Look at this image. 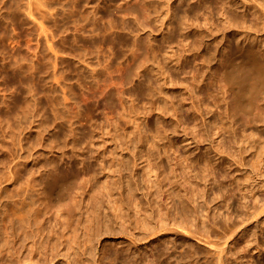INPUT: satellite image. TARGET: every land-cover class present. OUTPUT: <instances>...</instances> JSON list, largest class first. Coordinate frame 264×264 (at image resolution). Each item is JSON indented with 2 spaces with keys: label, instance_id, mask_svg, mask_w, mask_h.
<instances>
[{
  "label": "rangeland",
  "instance_id": "1",
  "mask_svg": "<svg viewBox=\"0 0 264 264\" xmlns=\"http://www.w3.org/2000/svg\"><path fill=\"white\" fill-rule=\"evenodd\" d=\"M28 1L29 4H26ZM30 1L0 0L1 65L5 67L13 65L17 60L14 57L16 51H21L24 59L16 61L14 67L18 64L16 67L22 66L25 71L32 67L41 71L40 81L38 80L33 86L24 88L26 105L18 112V116L12 117L11 120L4 114L7 111L6 105L10 101L9 99L17 93V89L15 86L8 85L9 77L0 74V115L3 114L0 117V188L2 189H0V194H2L0 218L3 216L4 204L8 206L12 200L16 199H6L4 198L6 195L23 188L26 184L27 187H24V190L28 188L29 184L32 186L34 184V190L41 189L42 180L45 179L46 174L48 175L52 166L58 165V163H60L59 165L67 164V167L69 164L70 166L75 164L73 165L75 166L74 170L79 174V179L63 202L73 201L71 198L80 199V202L83 198L81 203L90 212L94 206L92 201L96 199L97 194L105 193L106 198L108 196L110 198L105 199L106 202L109 201L107 202L109 205L105 202L108 205V207L106 206L108 210L104 211L109 215V220L111 219L108 225L112 226L114 232L109 226L110 233L104 234L100 231L101 233L99 232L98 235L95 232L93 235L91 234V244L88 243L85 247L75 249L76 259L74 256L72 264H104L109 259L108 264H120L112 258L115 253L120 251L121 257L126 259L129 257L130 260L132 257L140 261L143 257V259L148 257L150 253L155 257L161 247L162 249L167 247L165 259L174 254L173 257L176 258L175 256H179V254L176 255L179 250L181 253L185 250L184 242L185 244L190 242L196 250H201L204 253L208 251V249L206 250L208 247L204 244L205 247H203L197 237H187L178 228L191 230L189 227L191 226L194 231L196 225L192 223L196 222L197 226L200 224L202 227V224L205 225L208 221L207 215L210 211L208 212L206 209L204 210L206 211L204 212L206 221L203 217L198 221L192 216L197 198L202 201H199L200 203L209 205L208 207L219 206L221 213L227 216L228 212L233 213V209L234 211L236 208L243 210L241 204L244 193L255 185L253 182L245 184L244 175H248L251 171V162L249 161L255 160L259 152H264V101L260 100L252 111L251 116L254 122L244 127L241 115H230L231 113L224 103L225 99L228 101V95L222 88L220 78H217L219 77L217 67H220L219 63H222L227 54L236 49L241 42L244 45V42L250 41L249 43L264 55V0H223L225 3L223 6H209L206 4L207 0H137L150 11L146 9L147 13H150V18L148 17L149 19L145 21L144 17L142 19L127 13L126 16H129L123 17L125 13L118 14L113 10L119 6L123 7L127 1L129 4L136 0H112L114 2L111 0H34L36 6L33 5V0ZM40 2L48 5L45 6L46 10L43 3ZM38 4L42 5L41 7L44 9L40 10ZM33 6L37 10L33 9ZM9 7H12L13 11H9ZM25 9H27V13L30 10L33 14L31 17L27 15L28 20L25 16ZM108 9L112 10L110 14H106ZM41 11L42 13L46 12L42 14ZM40 14L46 17L45 20ZM47 14H49L48 17L45 16ZM12 16L22 17L21 19L24 18L27 22L25 24L23 19V26H15L10 21ZM97 27L106 28V33L92 31ZM81 28H84L83 32L80 31ZM113 37L126 40L127 46L119 48L117 51V48L114 49V45L111 43L106 47L98 46L99 48L93 43L103 40L110 42L114 40ZM138 37L142 39L144 47H146L145 55L143 54L142 58L143 60L148 58L149 62L145 59L147 64L144 62L146 65L140 66L142 65L140 64L142 58H140L137 63V68L140 69H132L128 75L129 78L126 77L125 81L127 66L133 64V67L135 66V62L131 60L133 51H135L132 42ZM169 39L170 41L173 39V41L169 42ZM82 42L85 43L84 46ZM48 44L52 51L48 48L50 47ZM67 45H70L69 48ZM81 45L84 49L81 48ZM85 45L88 49L85 48ZM261 60L264 62V56L261 57ZM68 65L69 68H67ZM29 71L32 72L34 69ZM30 76L27 75L25 78L29 79ZM112 85L115 87L114 102L112 101L109 109L100 93L105 87L107 90L109 86L110 89H113ZM7 86L11 88L7 89ZM35 87L44 93V95H38V98L43 100V97L47 95L49 98L45 99V97L43 102L52 98L57 102L58 107L37 110L36 114L34 105L40 99L34 100L38 98L32 96ZM137 90L142 92L140 96L136 97ZM29 91H32L31 94ZM64 96L66 98L68 96L70 101L68 98L65 101ZM88 96L90 98L87 99ZM82 99L94 104L96 109L93 115L87 116L86 121L78 122L71 116H73L74 108L83 111ZM42 100L40 101L42 102ZM66 104L70 106L67 107ZM259 114H263V117L260 118ZM83 129L91 130L90 132L97 140L93 138L94 143H92L93 139L91 143L83 142L81 139ZM91 133L90 135H92ZM139 134H143V136ZM147 139L148 142H146ZM93 144H95V148L98 147L97 152H99L96 153L98 155H93L96 157L93 158L96 161H94L96 173L92 172L91 168L84 163L86 156L88 157L91 155V151L92 153L94 151V147H91ZM135 144L139 148L136 152L141 153L142 159L140 160L141 165L139 163L138 165L141 169L145 167V171L142 169V173L141 169H138L139 176L146 180L140 184L142 186L141 190L137 189L138 192L135 190V180L130 178V175L133 177V169H135L131 148ZM116 160L117 162L124 161L125 164L121 162L123 163L121 166L124 167L122 170L129 172L126 173L123 170V176H121L117 172ZM195 161L197 162L195 163ZM126 163L129 165L131 163V166ZM202 163L207 165L208 172L200 169L199 165ZM154 167L157 170H154ZM210 170H213V174ZM209 171L211 175L207 174ZM14 172H17V177ZM130 172L131 174L127 176ZM10 175H12V180ZM119 176L122 178H118ZM260 180L264 181V178ZM241 182L244 187L240 184ZM79 186L84 188V191ZM132 186H134L132 188L134 192L129 189ZM227 186L228 188H226ZM217 187L228 189V191L224 190L227 193V196L224 197L225 200L220 196V199L217 198L218 195L214 191L212 193V190L218 189ZM127 190H130L131 193ZM229 190L236 191L237 196L231 198ZM10 191L12 192L10 193ZM81 191L84 193L79 198L76 194L81 195ZM108 192L111 194L107 195ZM256 196L264 197V188ZM212 197L215 198V201ZM211 198L213 204H209ZM248 198L251 212L257 199L252 196ZM76 201L78 202V200ZM118 201L119 206H115ZM174 203L178 205L176 211L177 213L180 211V214L174 212ZM228 207L229 209H227ZM262 215L258 217L259 223L254 224L256 227L253 225L252 228L250 227L253 234L249 233V236L250 234L255 236L257 233L254 238L260 244L264 243V212ZM55 216L56 214L51 213L46 218L42 217V220L45 218L43 220L44 239L50 234L53 235H50L52 239L59 236L57 234L62 236V238L57 237L59 238L58 244L65 240H74L73 238H75L74 241L80 243L84 239L83 232L80 230L77 231L78 235L77 232L74 234L72 232L73 236H71L73 226L76 227V221H73L75 224L71 223L72 229H69L67 228L68 221L67 224H65L66 221H63L65 216H63L64 218L62 215L61 217L56 216L57 219ZM145 220L151 223V225L149 223L150 227H148V221ZM179 222L182 223L180 227L181 223ZM65 225L64 229L66 228L68 232L64 230L65 233H63L62 226ZM161 225L167 229L170 226L171 229L169 228V232H163L165 235L162 232L158 233L160 229L157 230V228ZM148 228H151L153 232ZM211 230L209 231L213 233V236H217V234L219 236L222 232L217 227H215V231L214 228ZM152 233L157 235H152ZM68 235L72 238H68ZM64 236L66 238H63ZM57 238L53 241H56ZM243 240L245 239L240 241ZM240 241L236 242L237 247L244 243V241L243 243ZM174 244H177L180 249H175ZM224 247L226 250L230 249L227 250L228 252L231 251V247L228 245ZM58 249L62 250L60 252L57 250L59 255L65 251L62 245L58 246ZM6 250L9 251L5 249L4 253H1L5 256V261L7 260L3 264H8L10 261ZM252 250L243 254L244 261L248 262L246 264H264V248ZM52 251L51 247L47 248L43 251L47 252V256L42 251L39 256L42 254L43 257L46 256L47 264H56L62 256L51 259ZM26 252L24 250L21 253V258L26 255ZM135 253L140 256L137 257ZM141 254L145 255L142 257ZM15 256L13 255L12 258ZM164 258L162 257V259ZM173 259L172 262L168 260V264H172ZM0 263L2 264L1 261Z\"/></svg>",
  "mask_w": 264,
  "mask_h": 264
},
{
  "label": "bare ground",
  "instance_id": "2",
  "mask_svg": "<svg viewBox=\"0 0 264 264\" xmlns=\"http://www.w3.org/2000/svg\"><path fill=\"white\" fill-rule=\"evenodd\" d=\"M33 2H34V4L33 3L32 4L35 5V2L36 1L33 0ZM44 2H40L41 4L43 3L42 4V5H44L43 7L48 6V5H45L46 3H44ZM112 2H114V1H112ZM128 2L129 1H127V4H128ZM48 3L49 2L47 1V4ZM26 4H29V1ZM127 4H125V5H127ZM142 4H143L142 2H138L136 0V1L130 2L127 5V7H125V8H123L125 5L124 6L122 5L123 7H120L117 4V6H119L120 8L119 7H116V8L113 7V8H115L113 10L116 11L118 14L119 13H121V14H124L125 13V15L123 17H127L130 14L132 16L134 14L135 17H139V18L144 17V21H145L146 19H149L150 18L149 17V14L150 13L149 14L147 13V11H146L147 7H144L145 5L142 6ZM206 4H208L209 6H212V5H222L223 6V4H225V3H224L223 0H216V1H209V0H207ZM109 5H108V7H109ZM41 6H39V4H38V7H39L40 10L41 9H44ZM12 7H13V5H12ZM12 7H9V9H10L9 11H13L11 9ZM26 7H28V6L26 5ZM29 8L31 9V7H29ZM33 9H36V7H34ZM46 9H47V7H45V10ZM111 9H108L106 11V14L107 13L110 14V12L112 11ZM48 10L50 11V9H48ZM25 11H24L25 14H26V15L24 14L25 16L28 15V16L31 17L33 15V14H31L30 10H29L28 13H27V9H25ZM49 11L47 13H49ZM45 12L42 13V11H41L42 14H45ZM33 13L36 14L35 12H33ZM126 13L129 14V15L126 16ZM48 15L49 14H47L45 16L48 17ZM28 16H27V20H28ZM22 17H23V15H22ZM22 17H19V16L13 17L12 16L10 18V21L15 26H20L21 27V26L24 25V22H23L24 20H25V24L27 22L26 19H24V18H23L24 20L21 19ZM43 18L45 20L46 17H43ZM245 20H246V18H245ZM135 21H137V20H135ZM41 27H42V25H41ZM229 27H231V26H229ZM83 29L84 28H81L80 31L82 30V32H83ZM106 30H107L106 28L104 29L103 27L102 28L101 27H97L96 30L94 28V30H92V31H97L98 33H103V32L106 33ZM0 32L2 33V31H0ZM42 32L45 33L44 30H42ZM2 38H4V37H2ZM112 39H114V37ZM171 40L173 41V39H171ZM172 41H170V39H169V42H172ZM249 42H244V45H242L241 43H243V42H241L239 44L242 45V46H240L238 44V46H240V47L237 46V48L234 49V50H231L229 54L226 53L227 56L223 59L222 63H219V64H221L220 67L219 68L217 67V75L219 76L217 78L218 79L220 78L219 80H220V82L223 85L222 88L225 89V91L227 92L226 95H228V97H227L228 98V101H226V99L225 100L223 99L225 101L224 103L226 104L228 111L231 113L230 115H232V116H238V115L240 116L241 115L240 117H242V125L244 127L245 126H248V125H251L254 122V119L251 116L252 115V111H253L254 107L258 104V102L260 100L261 101H264V62L261 60V57L264 56V55H262L263 52L261 53L260 51H258V49L256 50L255 47H254V45L251 44V43H249ZM82 43H83L82 45L84 46L85 43L84 42H82ZM93 43L95 45H97L96 47H98V46L99 47H101V46L102 47H104V46L106 47L108 44L111 43V45H114V49H115V47L117 48V51H118L119 48H122L124 46H127V41L126 40H124V39H118V38H115L113 41H110V42L103 40V41H100V42H97L96 41V42H93ZM132 43H133V45L135 47V51H133L134 54H133V57H131V60L133 62H135V66L133 67L134 64L131 65V66H127L126 65L128 68L126 69V72H125V79H124L125 81L127 79L126 77H128V75L132 71V69L137 68V66H138L137 63H138L139 59L142 58L143 54L146 52L145 51V48L146 47H144V44H143L144 42H142V39H139V37H138V39L134 40V42H132ZM86 44H87V42H86ZM94 44L91 43V45H94ZM69 46H68V48H69ZM83 46L81 48H83ZM89 47H92V46H89ZM48 48H50L51 51H52L51 46L48 47ZM85 48H87V45H85ZM0 53H1V51H0ZM117 54H118V56H120V54L118 52H117ZM174 54H175V52H174ZM174 54H173V56H174ZM54 55H55V53H54ZM260 55H261V57H260ZM224 56H225V54H224ZM14 57H15V60L17 59L16 61H18V62H19V59H21V61H22V59H24V56L21 54V51H16ZM145 59L149 62L148 58H144V60L142 58L143 62L140 59V61H141L140 64H142L140 66H143V64L145 66L147 64V61H145ZM179 60H180V58H179ZM14 61H12V62H14ZM15 62H14V64L17 63V62L15 63ZM144 62H146V64ZM14 64L5 67V66L1 65V63H0V74H1V76L4 75L5 77H9V81L8 82L10 84L7 82L8 85L15 86L16 89H17V93L15 95H13L12 98L10 97L11 99H9L10 101L6 105V110L7 111L5 112L4 116H6L7 118L9 117V120H11L12 117L14 118L15 116H18V114H19L18 112L21 111L22 108H24V106L26 105V102H25V98L26 97H25V90H24V88L26 86H29L30 87V86L35 85V83H37L38 80L41 78V71L40 70H37L36 68H34V67L31 66L34 69V71H32V72L29 71L32 68H30L28 71L27 70L25 71L22 66L21 67H16L18 65L17 64L14 67ZM8 65H9V63H8ZM65 67H66V65H65ZM67 68H69V65L67 66ZM137 69H140V68L138 67ZM123 72H124V70H123ZM27 75H31L29 79H26L25 78V76H27ZM5 79H7V78H5ZM124 80H122V81L124 82ZM112 87H114V86L112 85ZM9 88H11V87L9 86L7 89H9ZM114 89H115V87L113 89H110V86H109V89L107 90V88L105 87L103 89L102 93H100L103 96L102 99L104 100L105 104L108 106L107 108H109L110 105H112V101L114 99L113 98V95H114L113 92L115 91ZM31 92H30V94H31ZM141 92H142L141 90H137V92L135 93L136 97H137V95L140 96ZM38 95H44V93L40 89H38V88L35 87V90H33L32 96L34 98H38ZM45 97H43V100H44V98L47 99L48 96L46 95ZM64 98H65V101L67 100V98L69 100V97L68 96H67V98H66V96H64ZM64 98H63V100H64ZM86 98L88 99V98H90V96H88ZM39 99L40 98L34 99V100H39ZM40 100H42V99H40ZM40 100L37 101L36 105H34V108L36 107V109H34V110H36V111L37 110L38 111L39 110L40 111L41 110H44L47 107H52V108L58 107L57 106L58 105L57 102L55 100L53 101L52 98H50V99H48L47 101H44V102H43V100H42V102ZM80 103H81V101H80ZM90 103H88L86 99H82L83 106H81V107H83V111L78 110L79 108L78 109L76 108V110H75V108L72 106L74 108V111H73L74 113H73V116H71V117L73 119H76L78 122L86 121L87 116L93 115V113H95V109H96L95 105L94 104L92 105V103L90 105ZM66 105H67V107L70 106L69 104H66ZM38 111L36 112V114L38 113ZM1 115H3V114H1ZM1 115H0V117H2ZM258 116H260V118H261V116L263 117V114H259ZM6 117H5V119H7ZM71 117H70V120H72ZM43 123H44V121H43ZM43 127L45 128V126H43ZM40 128H41V126H40ZM44 128H42V129H44ZM86 129H83V131H82V134H81L82 141L83 142L84 141L85 142L86 141L87 142L89 141L91 143V141H93L94 139L97 140L93 136V134L90 132L91 130H88V131L92 135H90V133ZM98 129H100V128H98ZM140 131H142V130H140ZM141 135L143 136V134H141ZM95 140L92 143H94ZM148 141L149 140L147 139L146 142H148ZM95 144L91 145V147H94ZM137 145L140 146L138 143H137ZM137 145L135 144V145H132V147H131L132 148V151H133V160H134L133 163L135 165V169H133V172H134L133 173V177H132V175H130L131 172L127 176L130 175L131 176L130 178L132 180L133 179L135 180V181L133 180L135 182V190H137V189H140L141 190V186L142 185L140 186V184L141 183L143 184V182H144L145 179H143V177L141 178L139 176L140 173H139L138 169L139 168L141 169V167H140V165H141L140 164V160H142V159L140 157L141 153L140 152L137 153L138 152L137 149H139V148H137ZM97 148L94 147L93 153L91 151V155H88V157L86 156V162L87 163L83 160L84 163L91 168V171L92 172H94L96 170L95 169L96 168L95 167V163H94L95 160H93V158L95 156H93V155H95L96 153H99V152H97L98 151ZM129 150H131V149H129ZM6 151H8V150H6ZM96 155H98V154H96ZM118 161H119V159H118ZM0 162H1V160H0ZM114 162H115V160H114ZM121 162L124 163V161L117 162V160H116V164L115 165L117 166V172L121 176H123L122 175V172H123L124 169L122 170V168H124V167H123V165L121 166V164H123ZM196 162L197 161H195V163ZM249 162H251V164H250V168H251L250 170L251 171H250V173L248 175H244L245 176L244 182H245V184L247 182H253V183H255V185L252 186L251 189L248 188L249 190H246V192L244 193V198H243L242 204L239 202L241 205H243V210H240V208L239 209L236 208L235 211H234V209H233V213L228 212L227 216L228 215L229 216L227 217L226 215H223V213H221L220 208H218L219 206L217 207V206L214 205V206L208 207L209 205L207 206V204L200 203L202 201L198 200V198H197L198 201L197 200L195 201L193 199L195 201V205L193 204L194 207L192 206L193 207V210H192L193 211V214H192V211H191V214H192L193 217H195L196 220L198 219V221H200L203 218H204V220L206 219V217H204V212H206V211H204V210L206 209L208 212L210 211V213L207 215L208 225H206L207 222L205 223L206 226L201 223L202 224V227L199 224V226L201 227L200 228L199 226H197L198 223L197 224H196V222L195 223H192V224L196 225V227H194L195 230L193 231L191 226H189L191 228V230H185L186 228H181L180 226H182V223L179 222V223H181V225H179L180 228H178V229L181 232L183 231L184 235L185 236L187 235V237H197L198 242H200V244L202 243V246L204 244L206 247H208V248H206V250L208 249V251H206L204 253L201 250H196V249L193 248V245H191L190 242L188 243L186 241L187 244H185V242H184L185 250L183 251V253H181L180 250H179L180 253H179L178 250H175V251H178V253L176 255L179 254V256H175L176 258L173 257L175 254L174 255L171 254V255H173L172 257L169 255V257H167L165 259L164 258V255L167 254L166 253L167 251L165 252V249H167V247L166 248H163V249L161 247V249H158V252H157L156 256L154 255L155 257H153L152 255H150L151 253L148 255V257L145 256L146 257L145 258L146 260L143 259L144 258L143 256L145 254H143V255L141 254V256L143 257V258L141 257L142 258L141 260H140V258H138L140 261H138L135 258L133 259L130 254L129 255H130V257H131L132 260H130L129 257H128L129 259L128 258L127 259L126 258H123V257H121L119 255L121 251L114 254V256L112 257L113 260L118 261L120 264H155V263H158V264H168L169 263L168 260H170L171 258L172 259L174 258L173 259V263H176V264H184V263L185 264H246V263H248V262L244 261L245 258L243 256V254L246 251H249L250 249L251 250L252 249L255 250V249H259V248H264L263 247L264 246V243L262 244V242H261V244H260L258 241H257L258 243L256 242V239L254 238L257 235L256 232H255L256 233L255 236L254 235L251 236V234H253V233L251 232V229H250V227L252 225L254 226V224L256 225V224L259 223L258 217L260 215H262L263 212H264V197H262V198L260 197L259 198V197H257L258 195L256 196V194H258L259 191H261V190L263 191V188H264V181L263 180H260L261 178H264V152L263 151L262 152H259L258 155H257V157H256V159L255 160H251ZM64 163H66V162H64ZM138 163L140 165H138ZM204 163H202V165H199V167H200L201 170H203L205 172H208L209 169L207 168V165L204 164ZM59 164L60 163H58V165L52 166V168L50 169V171H48L49 172L48 175L47 174L45 175L46 177H45V179L43 178V180H42L43 183L41 185V189L34 190L33 189V188H35L34 187V184L31 183V184H33V186L29 184L30 185V188H29V185H28V188L29 189L26 188L24 190V187H27L26 186L27 184H26L24 187L23 186H20V187H23V188L17 189L14 192L10 191V193L11 192L12 193L10 195H6L4 197L6 199H15V198L16 199L15 200H12V202H10V204L8 206H7V204L6 205L4 204V207H3V210H2L3 211L2 212L3 213L2 214L3 216H2V218H0V256H1L0 257V261L2 262V264L4 262H7V260L5 261V256L1 254L2 252L4 253V250L5 249H8L9 250V251H7V250L5 251V252H7V255H9V257H10V261H9L8 264H47V259H46L47 258L46 257L47 256V252H43V251L47 250V248L49 249L50 247L53 250L51 252V257H52L51 259H55V257H59L60 258V256H62L61 259L58 260V262L56 264H72V262L74 261V260L72 261V259L76 255L75 249L76 248H80L82 246L85 247L88 243L91 244L90 243V240H91L90 239L91 238L90 235L91 234L93 235L94 232L97 233L96 235L100 234L101 232L102 233L104 232V234H106L107 232L110 233V231H111L110 229L112 228V226L108 225V223L110 222L111 219L109 220V218H110V217H108L109 215L105 214L106 212L104 211L105 209L108 210V208H106V206L108 207L109 203H107V202H109V201L106 202V200L109 199L110 196H108V198H106L107 197L106 194L105 193H102V192L101 193L99 192L97 194L96 199H95V196H93V198L95 199V200L92 199V200L95 201V202L92 201V205L94 204V206H92L93 207V210L91 209L92 211L88 212V210L85 209L86 207L84 206V204L81 203V201L83 200V198H81V196H83L82 194L84 192L82 193V191H84L83 190L84 188H82L81 186H79V188H81L82 191H81V193L80 192H77V193H80L81 195H77L76 193L75 194H76V196H79V198H81L82 200L79 202L80 199H76L74 197L75 196L74 195L73 197L75 199H72L71 198V200H73V201H70L68 203H64L63 201H65L66 198L68 197V194H69L70 189L73 188V186L78 181V179H79V176L78 175L79 174H77V171L74 170V167L75 166H73V165H75V164H73L71 166L69 164L70 167L69 166L67 167L66 166L67 164L66 165L65 164L59 165ZM198 164H201V163H198ZM0 165H1V163H0ZM126 165H129V164L126 163ZM129 166H131V163H130ZM142 166H143V164H142ZM154 166L156 167V165H154ZM126 168H128V167H126ZM133 168H134V166H133ZM142 169H143V167H142ZM142 169H141V173H142ZM154 170H157V169L155 168ZM124 171L126 173L129 172L128 170L127 171L124 170ZM143 171H145V167H144ZM210 171L212 173L213 170H210ZM210 171L207 174H210ZM95 173H96V171H95ZM95 173H93V174L95 175ZM156 173H157V171H156ZM16 174H17V172L16 173L14 172V175H16ZM10 176H11V180H12V175H10ZM117 176H118V174H117ZM121 176H119L118 178H122ZM15 177H17V175ZM205 177H207V176H205ZM14 178H13V180H14ZM127 178L129 179V177H127ZM131 179H129V180L132 181ZM155 180H157V179H155ZM118 181L120 182L119 179H118ZM28 182L30 183V181H28ZM145 182H146V180H145ZM242 182L240 183L241 185L243 184ZM212 183H215V182H212ZM131 184L133 185L134 183H131ZM80 185H81V183H80ZM212 185L214 187V184H212ZM127 186H129V185H127ZM17 187L19 188V186H17ZM250 187H251V184H250ZM132 188H134V186H132L129 189L132 192H134V189L132 190ZM217 188H216L217 189L216 191H215V189L212 190V193L214 191V193L216 195H218V196L215 195L217 198H219V196L221 198H224L225 195L227 196V193L224 190L228 191V189H226V188H228V186L225 189H222V187L221 188L220 187H217ZM130 190L129 191L127 190V192H130ZM138 191L139 190H137L136 192H138ZM142 191H143V189H142ZM229 191L231 192V190H229ZM231 193L229 194V196H231V198H234V197L237 196V192L236 191L231 192ZM110 194L111 193L108 192L107 195H110ZM1 195L2 194H0V204L2 203L1 202L2 201ZM94 195H96V194H94ZM215 196H213V197H215ZM249 196L256 197V199L258 200V201L256 200V203H254V206H253V209H252L251 212H250V207H249V204L250 203L248 204V199H249L248 197ZM212 198H211V202H209V204H213ZM215 198H213L214 201H215ZM76 200H78V202ZM116 200H118V198H116ZM224 200H225V198H224ZM121 201H122V199H121ZM217 201H218V199H217ZM238 201H240V200H238ZM105 202L108 205H106ZM115 202H117V201H115ZM119 204L120 203L118 201V204L115 203V206L116 205L119 206ZM173 205H175V203ZM176 205H175V208H174L175 210L173 209L174 212L176 211V207H178V205L177 206ZM216 205H217V203H216ZM120 207H122V206H120ZM240 207H242V206H240ZM227 209H229V207ZM103 211H104V213H103ZM179 212L180 211H178V213H177V211H176L177 214H180ZM51 213H54V215L56 214V216H58V217H61V215H62V218H64L63 216H65V218H64L65 220L63 219V221H66L65 224H67V221H68V225H67L68 227L67 228H69V229H72L71 228L72 227L71 226L72 225L71 223H74L76 221L77 224H76V227H75V225L73 226V230L71 231V236H73L72 235V232L74 234L78 230H80L81 232H83L82 236H84L83 237L84 239L80 243H77L76 241H74L75 238H73L74 240H71V239L65 240L63 242H59V244H58V241H57L59 238H57V237H59L60 234H57L59 236L55 237V238H57L56 241L55 240L53 241V239H55V238L52 239V236H53L52 234H50V235H52L51 237H50V235H49V237L47 235L46 238L44 239V237H43V235H44L43 234V232H44L43 220L47 216H49V214H51ZM56 216H55V218H56ZM42 217H45V218L42 220ZM196 220H194V221H196ZM149 223L150 222L148 221V227H150L149 226ZM177 224H178V222H177ZM150 225H151V223H150ZM173 226H174V224H173ZM54 227L56 228V226H54ZM62 227H63L62 232L64 230L66 231V228L64 229V227H66V225L65 226H62ZM175 227H177V226H175ZM189 227H187V228L189 229ZM215 227L219 228L222 231L219 236H218V234H217V236H213V233L209 231L210 229L213 230V228H214V231H215ZM254 227H256V226H254ZM146 228H147V226H146ZM169 228L171 229L170 226L167 229L166 227H163L161 225V226H159L157 228V230L160 229V230H158V233L159 232L160 233L161 232L163 233V232H166V231L169 232ZM148 229H151V228H148ZM152 229H153V227H152ZM152 229H151V231H152ZM173 230H174V228H173ZM65 231L63 233H65ZM112 231H113V228H112ZM151 231L148 230V232H151ZM254 231H255V229H254ZM51 232H53V231H51ZM66 232H68V231H66ZM113 232H111V233H113ZM154 232H156V231H154ZM181 232H179V233H181ZM183 233H182V236H184ZM249 233H251L250 236H249ZM76 234L78 235V232ZM153 234L154 233H152V235ZM145 235H144V237H145ZM215 235H216V233H215ZM179 236H181V235H179ZM69 237L70 236L68 235V238ZM149 237H150V234H149L148 238ZM60 238H62V236H60ZM63 238H66V237L64 236ZM70 238H72V237H70ZM242 239H245V240H243L244 243H243V241L242 242L240 241ZM72 241H74V242H72ZM237 241H240L241 243H243L242 246L237 247V244H236ZM28 244H29V246H28ZM235 244H236V246H235ZM61 245L64 246L65 251H63V253L61 252L62 255H59V254H57L58 253L57 250L59 252L62 251L61 249L60 250L58 249V246H61ZM225 245H228V247H231V251L230 252H228L230 249H227L228 251L226 250V248L224 247ZM89 246L91 247V245H89ZM165 246H167V245H165ZM205 246H203V247H205ZM174 247H175V249H180V248H178L179 246H177V244H174ZM24 250L27 251L25 253L26 255L21 258V253ZM77 250H79V249H77ZM41 251L43 252V254L46 253L45 254L46 256L43 257L42 256L43 254L41 256H39L42 253ZM114 252H116V251H114ZM13 255H16V256L12 258ZM109 255H112V254H109ZM79 256H80V253H79ZM124 256H125V254H124ZM139 256L140 255H137V257H139ZM162 257L164 259H162ZM75 259H76V256H75ZM103 260L105 261V258ZM109 260H107V261H109ZM107 261H105V262L108 264ZM200 261H203V262H200ZM96 262H98V260ZM106 263H104V264H106Z\"/></svg>",
  "mask_w": 264,
  "mask_h": 264
}]
</instances>
